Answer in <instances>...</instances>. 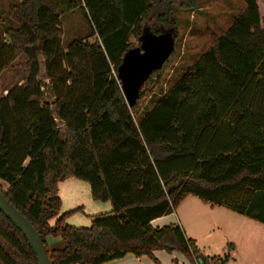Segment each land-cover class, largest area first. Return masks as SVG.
<instances>
[{
	"label": "trees",
	"instance_id": "obj_1",
	"mask_svg": "<svg viewBox=\"0 0 264 264\" xmlns=\"http://www.w3.org/2000/svg\"><path fill=\"white\" fill-rule=\"evenodd\" d=\"M242 1L244 11L211 34V47L141 120L143 87L160 81L175 51L130 108L117 75L136 48L131 39L141 45L149 29L176 40L174 6L193 11L200 0H20L10 7L18 28L5 31L0 76L19 67L29 75L0 99V190L40 233L52 264L128 255L158 263L157 250L178 252L187 264H227V254L205 255L180 223L153 226L188 196L264 225V0ZM75 10L97 40L65 48L62 18ZM22 55L27 60L16 63ZM69 178L88 182L92 198L112 211L93 216L89 227L67 224L74 211L60 215L59 183ZM0 264H38L1 210Z\"/></svg>",
	"mask_w": 264,
	"mask_h": 264
},
{
	"label": "rangeland",
	"instance_id": "obj_2",
	"mask_svg": "<svg viewBox=\"0 0 264 264\" xmlns=\"http://www.w3.org/2000/svg\"><path fill=\"white\" fill-rule=\"evenodd\" d=\"M19 1L20 0H12L11 5H15ZM244 9L245 5L242 0H200L198 9L193 11H184L177 6H174L173 10L178 23L175 52L168 65L163 70L160 81L157 82L154 77L153 81L143 87V94L138 101V120H141L149 111H151L157 102L167 94L182 76L197 62L201 54L211 47L213 42L211 34L215 33L221 35L226 29H228L234 19L244 11ZM2 15H4V13H2ZM5 18L6 24L2 31L18 28V24L10 19L9 11L6 12ZM62 29L63 35L61 36V41L65 48L75 39L84 38L90 42L97 40L96 36L88 38L91 30L86 18L79 10H75L63 16ZM2 31L0 30V45L7 40H3ZM131 43L134 47L140 46V43L136 38H132ZM26 60L27 57L22 55L17 59L16 63H22ZM40 60L41 78L45 79L43 57H40ZM28 75L29 70L20 67L3 72L0 76V99L3 98L10 89L17 85H21ZM46 82H49L48 79ZM45 92L47 93V98L52 100L49 86L48 89L45 88ZM73 180L82 185L79 190L82 195V205L71 210L74 212L70 215L71 218L69 222L71 224L78 223L76 225H85L87 227L88 225H91L94 211L93 208H89L87 200H90V202L95 201L92 198V195H90L91 189L88 182L77 179ZM1 184L3 190L7 191V185L4 183ZM83 185L87 186L86 190H84ZM175 218L176 217L173 216V221H176ZM179 218L185 223L184 225L188 227V233L190 235L195 234L194 231L190 229V223L184 212L180 211ZM85 221L87 223L83 224ZM206 232L208 231H203V234H206ZM203 234H198L197 236L201 240L198 242V245L204 254L220 256L229 253V247L231 246L229 245L228 247V244L226 245L223 243L224 236L220 231L215 230L209 238ZM255 235L256 236L253 239L248 241V244L253 253L257 255L256 258L258 260H256L255 257L251 258L249 252L247 254L245 251L237 253L234 250L227 264H241L239 262V257L244 258L247 264H264V227H260V230H258ZM57 241L58 240H51L50 245L54 247L55 244H58Z\"/></svg>",
	"mask_w": 264,
	"mask_h": 264
},
{
	"label": "crops",
	"instance_id": "obj_3",
	"mask_svg": "<svg viewBox=\"0 0 264 264\" xmlns=\"http://www.w3.org/2000/svg\"><path fill=\"white\" fill-rule=\"evenodd\" d=\"M11 1L12 0H0V30L1 31L4 30L3 27L6 24L5 23L6 12H8L10 7L12 6ZM2 13H4V15H2ZM2 33H3L2 34L3 40H6L7 36L5 34V31H2ZM73 179L76 178H69L59 183V196L62 201L60 215L71 211L73 208L77 206L80 207L82 205L81 202L82 195L79 192L80 187H82V185L79 184L78 182H75ZM86 187H87L86 185L85 186L83 185L84 190H86ZM90 195H91V191H90ZM87 201L89 204V208H93L94 210L92 216H96L104 213H110L112 211V204L110 202H101L95 200H94L95 202H90V200ZM180 211L185 213L191 226L190 229L193 230L195 234L190 235L188 233L189 230L187 229L188 227L184 225L185 223H183L179 218ZM173 216L176 217L175 218L176 221H173ZM70 218L71 216L66 219L67 224L76 227L85 226V225H81V226L76 225L78 223L71 224L69 222ZM54 223H55V219L51 221V224ZM86 223L87 222L85 221L83 224ZM91 223H92V219H91ZM175 223H180L181 226L184 228L187 236L189 237L192 236L193 239L197 241V243L201 241L197 235L203 234V231L204 232L205 230L208 231L206 232V234H203L208 238L215 230L220 231L224 236L223 243L226 245L228 244V247L229 245L231 246L229 247V253H225L229 256V260L234 250L237 253L245 251V253L247 254L249 252V256H251V258L255 257V259L258 260L256 258L257 255H255L251 250V248L249 247L248 241L256 236L255 234L258 232V230H260V227H264V225L261 223H258L247 217L239 215L226 208L212 206L209 203L203 202L202 200H200L195 196H188L179 205L175 213L160 217L152 222L153 226L155 227H164ZM154 256L158 260V263H156L154 259H151L147 256L137 258L133 255H128L123 259L111 261L106 264H187V259L178 252L168 253L163 250H157L154 252ZM208 256H212V255H208ZM229 260L227 261V263L229 262ZM239 262L241 264H247L246 260L240 257H239Z\"/></svg>",
	"mask_w": 264,
	"mask_h": 264
},
{
	"label": "water",
	"instance_id": "obj_4",
	"mask_svg": "<svg viewBox=\"0 0 264 264\" xmlns=\"http://www.w3.org/2000/svg\"><path fill=\"white\" fill-rule=\"evenodd\" d=\"M175 44L173 32L155 34L146 29L141 38V45L126 52L118 68L117 78L130 108L136 105L148 77L155 70L162 68L173 54ZM0 210L25 236L37 257L38 264H52L40 233L1 190Z\"/></svg>",
	"mask_w": 264,
	"mask_h": 264
}]
</instances>
